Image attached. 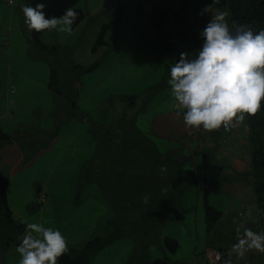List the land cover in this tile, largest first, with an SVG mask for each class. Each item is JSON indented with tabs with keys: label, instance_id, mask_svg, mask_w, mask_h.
<instances>
[{
	"label": "rangeland",
	"instance_id": "1",
	"mask_svg": "<svg viewBox=\"0 0 264 264\" xmlns=\"http://www.w3.org/2000/svg\"><path fill=\"white\" fill-rule=\"evenodd\" d=\"M172 1L175 12L171 10L167 21L157 26L145 0H81L78 5L90 13L71 34L56 30L42 34L45 44L58 46L61 58L96 65L80 76L75 106L68 91L59 97L48 86L50 67L44 55L53 56V52H43L29 41L22 12L26 0L0 2V25L12 24L14 30L11 42L2 40L0 46V77L10 74L13 81L0 78V126L7 133H21L16 140L31 155L28 161L39 151L32 154L33 149H40L39 157L28 166L17 164L11 169V162L0 161L3 174L12 180L11 206L25 223L58 228L67 246L109 238L87 264H148L163 256L171 259L169 264H206L204 251L211 238L218 236L226 246L229 241L238 243L243 237V229L239 234L236 231L239 222L249 224L256 211L248 184L235 198L224 191L213 194L210 202L223 209L227 218L215 232L206 229L203 190L199 184L189 183V170L201 163V149L213 141V157L230 168L235 158L250 157L248 146L241 145L246 140L245 124L234 120V126L227 130L221 126L211 135L202 127H186L185 110L169 93L170 65L177 51L168 47L188 45L192 37L202 42L199 33L211 12H226L231 29L230 13L228 0ZM205 5L211 12L201 15ZM155 8L157 12L156 4ZM105 24L106 43L93 49ZM218 140H225L224 147ZM195 143L200 147L197 151ZM12 147L16 154L22 150ZM135 149L145 157L139 168ZM114 159L132 161V172L116 166ZM244 160L238 168L245 166ZM136 170L144 171V178L153 184L163 172H172L173 177H167L173 188L168 207L158 203L159 208L145 204L137 209V202L131 200H137L140 189ZM127 177L136 180L137 186L124 184ZM248 211L251 215L245 216ZM244 221V227L250 228ZM144 227L151 228L149 239L145 236L138 243L137 231ZM165 236L179 240L176 252L166 249ZM16 247L0 252V264H18Z\"/></svg>",
	"mask_w": 264,
	"mask_h": 264
},
{
	"label": "clouds",
	"instance_id": "2",
	"mask_svg": "<svg viewBox=\"0 0 264 264\" xmlns=\"http://www.w3.org/2000/svg\"><path fill=\"white\" fill-rule=\"evenodd\" d=\"M46 5L22 6L24 23L28 30H56L71 34L79 13L68 7L60 16H47ZM211 12L205 5L200 14ZM226 12H211V18L200 30L201 46L195 58L187 52L170 65L169 93L175 104L185 111L186 127L225 130L243 121L245 114L251 116L261 109L264 99V28L258 31L246 24L234 25L232 29L225 19ZM147 202V195L144 197ZM250 216L251 211L244 214ZM23 222V221H22ZM243 237L233 244L232 252L223 264H233L235 252L243 256L248 249L264 252V232H254L244 227L236 228ZM35 233V235H33ZM20 254L18 264H57L58 258L67 251L66 239L58 228L45 227L41 223L25 224V234L16 247Z\"/></svg>",
	"mask_w": 264,
	"mask_h": 264
},
{
	"label": "trees",
	"instance_id": "3",
	"mask_svg": "<svg viewBox=\"0 0 264 264\" xmlns=\"http://www.w3.org/2000/svg\"><path fill=\"white\" fill-rule=\"evenodd\" d=\"M80 1L81 0H26L27 4H30L32 6H35V4L38 2H43L46 5L43 11L46 13L47 16H60L66 8L73 7L79 13V15L77 16L74 24L72 25V28H75L82 20L85 19L87 15L84 8L78 5ZM145 1L147 6L149 0ZM155 2L156 7H158L160 1L155 0ZM228 7L230 13L231 29L234 25L239 24H246L256 31L261 28H264V0H228ZM146 8L148 10V6ZM148 13H150L149 10ZM150 16L153 23L157 26L163 25L167 21V17H169L165 16L158 10L155 14H151ZM106 27V24L102 26L95 41L93 49H96L99 45L106 43ZM45 31L46 30H41L40 32H36L33 30L29 32V41L33 45H39L42 51L45 50L53 52V56L51 55L47 57L44 55V58L45 60H47V63L50 67V80L48 86L53 90L55 95L59 97L64 91H68V93L70 94H68L67 97H69V100H71V103L75 106L76 104L74 102V94L78 89L76 84L80 82V76L83 75L85 72L92 70L96 65L87 66L84 64L75 63L73 60L67 61V59H64V57L61 58L58 46L51 47L42 41L41 37ZM184 37L185 35L183 36V38ZM192 38H189L188 45H171V47H168L177 51L175 61L180 58L181 52H187L189 59L195 58L196 53L198 51L197 49L201 46L202 42L195 37ZM244 124L246 129L245 132L248 151L250 152L251 157V164L248 169H245L243 171H237L236 174L238 177L245 179L253 186L255 202L254 207L256 208V211L252 213L253 220H251L249 224H246H248L254 232H264V99H262L261 102V109L256 114L251 116L245 114ZM208 133L211 135L216 134L217 132L216 130H211ZM15 139V134L5 132L0 126V148L5 144L13 142ZM143 139L144 138H142L141 140ZM130 141L134 143L136 140ZM135 150L137 153H139L137 154V167L139 168V166L141 165L139 161H142V159L145 160V157L140 156V154H143L141 153L143 151L139 149ZM201 150L203 157L202 161L200 164L194 165L193 168L189 170V183L199 184L202 187L205 211V225L207 231L209 233H213L215 232L218 224L222 223V220L225 217L226 213L217 205L212 204L210 202V197L213 194L216 195L223 191L225 184L226 168L228 166L224 162L219 161L213 157L214 153L211 146H207L206 148H203ZM113 156L117 157V154H114ZM156 156H160L159 158H161L160 153H157ZM115 161L117 162L116 166H122V168L126 167L127 173L132 172L131 170H129V168H131V165L133 164L132 161ZM143 172L142 170L137 171V173H139L138 178H140L141 180V183H138V185L141 189L146 185H154L152 182L149 181V179L144 178ZM120 177L122 176L119 175L118 178ZM124 180V184H130L132 182L135 183L133 187L137 186V182H135L136 180L134 181L132 177H127V179ZM161 180L162 179L158 177V182H156L155 184L158 186L164 185L165 182ZM8 184L9 178L2 174L0 170V252H7L9 249L17 246L25 234L26 223L22 219H18L14 216L13 210L9 205L7 198ZM156 189L158 188L156 187ZM156 189L154 188L153 192H150L149 190L143 192L142 190L137 189V200L131 198L133 202H137V209L149 202L150 196L155 197V200L157 201L153 202L150 205L158 203L161 204V207L165 205V203L162 202L163 200H161L160 193L155 192ZM169 192L170 191H168L167 194L163 193V197L168 196L172 200L173 196L171 194H173V192ZM145 195H147V202H145L144 199ZM127 197L130 199V196ZM145 207L148 208V212H151V206L147 205ZM164 215H166V213L160 215V218L164 219ZM146 221H149V219ZM147 228L151 230L149 227ZM108 241L109 238L97 237L79 247L67 246V251L64 252L58 258L57 264H87L92 258V256ZM162 242L166 249H169L171 252H176L180 245L179 240L172 236H165ZM229 243L233 244V242L231 241H229ZM208 245L218 247L224 253L225 259L228 258V254H226L228 248L225 244L219 242L218 240L212 237ZM247 251L248 254L250 252H253L255 254V257H257L256 260L258 261L257 264H264V252L254 248L248 249ZM170 262L171 259L168 256H163L154 259L148 264H169ZM238 264L251 263H246L242 259V261Z\"/></svg>",
	"mask_w": 264,
	"mask_h": 264
},
{
	"label": "crops",
	"instance_id": "4",
	"mask_svg": "<svg viewBox=\"0 0 264 264\" xmlns=\"http://www.w3.org/2000/svg\"><path fill=\"white\" fill-rule=\"evenodd\" d=\"M160 1V4H159V6H158V11H160L161 13H163L165 16H169L170 15V11L171 10H173V12H175V5L176 4H173V1L172 0H159ZM168 2V4H167V2ZM1 2V1H0ZM5 2V1H4ZM14 2H15V0H14ZM13 2V3H14ZM86 13H87V15H88V13H90V12H87V11H85ZM86 15V16H87ZM83 21V20H82ZM81 21V22H82ZM81 22L75 27V28H73V30L74 29H76L80 24H81ZM13 26H12V24H9V25H3V24H1L0 25V46H1V44H4L3 43V41L2 40H5V42H7V43H10L11 42V40L13 39ZM171 47V46H170ZM172 49V48H171ZM1 78V81L2 82H11L12 81V76L10 75V74H6L5 76H2V77H0ZM13 82V81H12ZM11 86H13L12 84H11ZM7 96V101H8V94L6 95ZM9 101H10V99H9ZM174 107H175V105H174ZM175 108H177V107H175ZM145 119H148V118H146L145 117ZM148 121L150 122V121H152L153 122V119H148ZM138 128H140V127H138ZM145 131H149V129L148 128H146L145 127V129H144ZM19 134V135H18ZM16 135V139L18 138L17 137V135L19 136V137H21V133H16L15 134ZM197 136V135H196ZM196 136H195V138H196ZM146 138V137H145ZM14 140L13 142H11V143H9V144H5V145H3L1 148H0V161L1 162H11V163H9V164H11L9 167L12 169L13 168V166H16L17 164H20V165H22V166H28L32 161H34L35 159H37L38 157H39V155H38V153H40V149L39 148H37V149H33V151H32V154H33V152L35 151V150H39L34 156H33V158H31L29 161H28V157L29 156H31L30 154L27 156V154H25V149L23 150V148L22 147H20V143H18V141L17 140ZM235 143H236V146H238V144H239V140H235ZM217 144L219 145V144H221V146H223L224 147V145H225V140H222V142L220 141V140H218L217 141ZM12 145H17V146H19L22 150H20L19 152H17V154L15 153V150H14V148L12 147ZM210 145L212 146V145H215V142L213 141V142H210ZM229 145H230V143H229ZM240 145V144H239ZM241 145H244V146H247V140H241ZM231 146V145H230ZM197 148H198V146H197V144L195 143V150H197ZM230 151H231V149H230ZM229 158H231V156H229L228 157V159ZM242 158H244L245 160L244 161H246V163H245V166L244 165H242L241 166V168H238V164H242ZM232 164L234 165L233 167H227L226 168V174H225V184H224V188H223V191L224 192H226L228 195H230L232 198H235V197H238L239 196V194H241V193H243V191H245L246 189V185L248 184L249 185V188L251 189V190H253V186H252V184L251 183H249V182H247L245 179H243V178H240V177H238L237 176V171H243V170H245V169H248L249 168V166H250V164H251V157H249L248 156V154H245L244 156L242 155V157H240V158H235V160H233V162H232ZM246 164H249L248 166L246 165ZM0 170H1V168H0ZM1 172H2V174H3V171L1 170ZM164 173V175H161V176H159L165 183H164V185H160V187L158 186V185H156V184H154V185H146V186H144L142 189L140 188L139 190H142L143 192H146L147 190H149L150 192H153V189L155 188L156 189V187L158 188V189H156L155 190V192L156 193H160V196H161V200H163L162 202H164L165 203V205L167 204V197L166 196H164L163 197V193L164 194H167V192L168 191H170V192H173L171 189H173L172 188V186H171V183H172V181L170 180H167V177H173V174H172V172L170 171V175L169 174H165V172H163ZM5 176H7L8 178H9V184H8V187H7V198H8V202H9V205H10V207H11V209L13 210V208H12V206H11V200H10V198H9V189L11 188V186H12V180H11V177L10 176H8V175H6L5 174ZM155 177H158V175H155ZM163 177H164V179H163ZM161 180V181H162ZM156 182H158V179L157 180H155V182L154 183H156ZM168 187H169V189H168ZM241 190H243V191H241ZM169 192V193H170ZM253 193H254V191H253ZM41 199H42V197H41ZM42 201V200H41ZM156 200H155V197H151L150 196V198H149V202H147L146 204H152L153 202H155ZM157 202V201H156ZM254 204H255V202H253ZM156 205V207L157 208H159V206H158V204H155ZM255 205H253V207H254ZM13 213H14V216L17 218V216H16V214H15V212H14V210H13ZM229 214V218H231V214H230V212L228 213ZM241 214V213H240ZM239 214V215H240ZM225 217L227 218V215H225ZM225 217L223 218V220H222V223L221 224H223V222H224V219H225ZM242 221H244V220H242ZM242 222L240 221L239 222V224H241ZM247 222L246 221H244V224H246ZM219 225L220 224H218V226H217V228H216V230L218 229V227H219ZM140 228V227H139ZM151 229V228H150ZM233 229V228H232ZM215 230V231H216ZM151 232H150V230L147 228V227H144V229H140L139 231H137V242L138 243H141L140 241L143 239V241H145V236H148L149 234H150ZM214 238L216 239V240H218V236H214ZM148 239H149V236H148ZM152 239V238H151ZM234 244V243H233ZM233 244H230L229 243V245H227V251H226V254H228L229 252H232L233 250H232V246H233ZM209 246H211V245H207V248L209 247ZM206 248V249H207ZM206 249H205V251H206ZM205 251H204V254H205ZM227 256V255H226ZM255 254L252 252H250L249 254H248V251L243 255V256H238L235 252H233V255H232V260H235V263L236 264H238L239 262H241L242 261V259L246 262V263H251V264H257V257H255ZM249 259V260H248ZM254 259H255V261H254Z\"/></svg>",
	"mask_w": 264,
	"mask_h": 264
},
{
	"label": "built area",
	"instance_id": "5",
	"mask_svg": "<svg viewBox=\"0 0 264 264\" xmlns=\"http://www.w3.org/2000/svg\"><path fill=\"white\" fill-rule=\"evenodd\" d=\"M9 4H12L14 0H2ZM155 0H149L147 3L148 10L150 11V14H155L156 8H155ZM205 257H206V264H223V261L225 259L224 253L215 246H209L205 251Z\"/></svg>",
	"mask_w": 264,
	"mask_h": 264
}]
</instances>
